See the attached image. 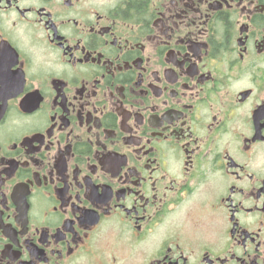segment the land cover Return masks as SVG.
Masks as SVG:
<instances>
[{
  "label": "flooded vegetation",
  "instance_id": "flooded-vegetation-1",
  "mask_svg": "<svg viewBox=\"0 0 264 264\" xmlns=\"http://www.w3.org/2000/svg\"><path fill=\"white\" fill-rule=\"evenodd\" d=\"M0 264H264V0H0Z\"/></svg>",
  "mask_w": 264,
  "mask_h": 264
}]
</instances>
